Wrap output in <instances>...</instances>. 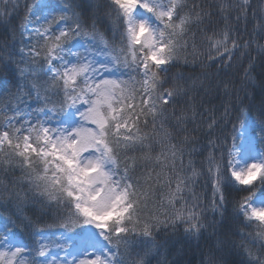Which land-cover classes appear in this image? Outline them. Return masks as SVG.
<instances>
[{"label": "snow or ice", "instance_id": "obj_1", "mask_svg": "<svg viewBox=\"0 0 264 264\" xmlns=\"http://www.w3.org/2000/svg\"><path fill=\"white\" fill-rule=\"evenodd\" d=\"M0 264H264V0H0Z\"/></svg>", "mask_w": 264, "mask_h": 264}, {"label": "trees", "instance_id": "obj_2", "mask_svg": "<svg viewBox=\"0 0 264 264\" xmlns=\"http://www.w3.org/2000/svg\"><path fill=\"white\" fill-rule=\"evenodd\" d=\"M237 127H238V125H237ZM207 196H208V198L210 199L211 198V190H210V188L207 190Z\"/></svg>", "mask_w": 264, "mask_h": 264}]
</instances>
